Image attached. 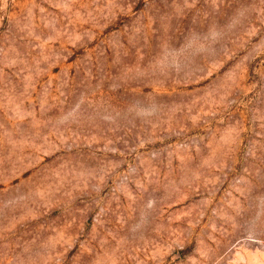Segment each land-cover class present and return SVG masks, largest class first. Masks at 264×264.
<instances>
[{"label":"rangeland","instance_id":"1","mask_svg":"<svg viewBox=\"0 0 264 264\" xmlns=\"http://www.w3.org/2000/svg\"><path fill=\"white\" fill-rule=\"evenodd\" d=\"M0 264H264V0H0Z\"/></svg>","mask_w":264,"mask_h":264}]
</instances>
